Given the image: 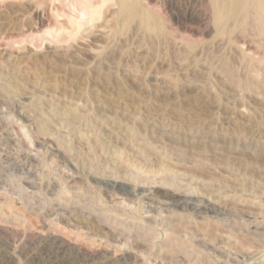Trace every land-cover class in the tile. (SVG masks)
I'll list each match as a JSON object with an SVG mask.
<instances>
[{"label":"rangeland","instance_id":"rangeland-1","mask_svg":"<svg viewBox=\"0 0 264 264\" xmlns=\"http://www.w3.org/2000/svg\"><path fill=\"white\" fill-rule=\"evenodd\" d=\"M104 1L0 0V264H56L57 236L79 264H264L254 18Z\"/></svg>","mask_w":264,"mask_h":264},{"label":"bare ground","instance_id":"bare-ground-1","mask_svg":"<svg viewBox=\"0 0 264 264\" xmlns=\"http://www.w3.org/2000/svg\"><path fill=\"white\" fill-rule=\"evenodd\" d=\"M106 1V0H105ZM104 1V2H105ZM111 1V0H110ZM205 1V0H204ZM120 8V16L124 19V23L128 24L132 20L139 18L142 26L149 30L151 28L150 18L145 14L139 7L137 0H116ZM207 5H209L212 13V19L214 22L221 27L222 31L227 26V23L231 20L240 19L242 23L246 21L245 19L252 16L255 20L256 27H258L260 33L264 35V0H207ZM101 3V2H100ZM99 3V4H100ZM98 4V3H97ZM102 4V3H101ZM106 5V4H105ZM104 6V5H103ZM98 9V7H97ZM96 9V10H97ZM95 10V11H96ZM83 11V10H82ZM85 11V10H84ZM83 11V12H84ZM36 13V12H35ZM98 14V13H97ZM187 15V14H186ZM83 18L85 15H82ZM81 16V17H82ZM211 16V15H210ZM251 17V18H252ZM87 18V17H86ZM121 18V19H122ZM210 18V19H211ZM85 19V18H84ZM86 20V19H85ZM253 20V21H254ZM139 21V22H140ZM239 21V20H238ZM251 21V19L249 20ZM80 22V21H79ZM82 22V21H81ZM80 22V25H82ZM92 22V21H91ZM235 22V21H234ZM252 22V21H251ZM90 23V22H89ZM250 23V22H249ZM253 23V22H252ZM254 23V24H255ZM140 24V25H141ZM253 24V25H254ZM77 25V24H76ZM153 25V24H152ZM229 25V24H228ZM250 25V24H249ZM154 31H158V26L155 23L153 27ZM227 29V27H226ZM250 29V28H249ZM160 30V29H159ZM225 31V30H224ZM241 31V30H240ZM159 32V31H158ZM258 32V31H257ZM253 34V33H252ZM259 42V41H258ZM262 43V42H261ZM258 59V58H257ZM133 136V135H132ZM206 145V144H205ZM196 146V145H195ZM204 148V147H203ZM202 148V149H203ZM111 152V151H110ZM116 155V154H115ZM117 156V155H116ZM122 159V158H121ZM133 162V161H132ZM112 166V165H111ZM115 169V168H114ZM161 170V169H160ZM158 171V170H157ZM159 173V172H158ZM116 174V173H115ZM143 175V174H142ZM136 177V176H135ZM114 179V178H113ZM116 180V179H115ZM100 181V180H99ZM98 181V182H99ZM123 182V181H122ZM106 184V183H105ZM119 188V187H118ZM175 188V187H174ZM110 198V197H109ZM184 198V197H182ZM191 198V197H190ZM181 199V198H180ZM128 200V199H127ZM169 201V200H168ZM180 201V200H179ZM213 203V202H211ZM217 205V204H216ZM79 206V205H78ZM204 207L201 209H207L208 207H216L210 204L208 201L204 202ZM117 208V207H116ZM120 208V207H119ZM209 209V208H208ZM211 209V208H210ZM106 210V209H105ZM116 211V210H115ZM105 212V211H104ZM108 212V211H107ZM48 239L50 238L47 237ZM62 238V236H61ZM53 237L49 243V250L52 252L51 260L53 263L58 264H71L78 263L81 261V253L76 247H71L64 243V239ZM127 238V237H126ZM117 240V239H116ZM181 245V244H180ZM225 245V244H224ZM74 246V245H73ZM79 249V248H78ZM241 249V248H240ZM8 254H11L8 252ZM7 254V255H8ZM50 255V254H49ZM13 256V255H12ZM9 257V255H8ZM106 257V256H105ZM48 258V257H47ZM137 258V257H136ZM11 259V258H10ZM50 260V259H49ZM105 260V259H104ZM48 261V260H47ZM138 261V260H137ZM142 261V260H141ZM134 262V261H133ZM132 258L129 255L122 254L120 256H112L107 259L103 264H134ZM79 264V263H78Z\"/></svg>","mask_w":264,"mask_h":264}]
</instances>
